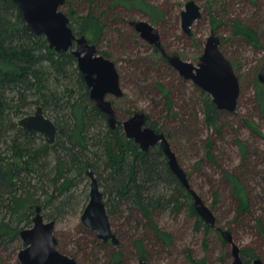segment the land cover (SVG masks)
<instances>
[{
  "label": "trees",
  "instance_id": "obj_1",
  "mask_svg": "<svg viewBox=\"0 0 264 264\" xmlns=\"http://www.w3.org/2000/svg\"><path fill=\"white\" fill-rule=\"evenodd\" d=\"M85 2L91 8L87 14L79 13L74 5L65 13L75 34L86 35L92 43L97 41L102 29L96 7L97 11L105 4L138 7L150 14L153 23L161 21L165 14L147 0ZM232 26L235 34L243 35L248 41L257 43L260 40L258 26L240 20H235ZM157 48L153 57L135 66L138 81L134 85L147 82L153 73L160 76L162 71H167L179 84L177 90L162 81L154 82L163 94L167 108H173L175 95L177 99H188L187 92L191 93L189 99L193 102L183 113L173 111L180 120L175 128L181 133L199 130L201 113L204 125L222 135L223 130L232 125L228 120L221 121L224 110L216 107L208 92L178 75ZM233 65L235 68L234 61ZM263 92L264 84L258 81L256 97L264 112ZM39 106L59 128L52 144L41 134H32L18 124L20 118L33 113ZM246 122L254 132L262 133L253 120ZM147 125L163 130L150 115ZM165 134L176 152L170 133ZM237 134L236 144L241 147L246 164L238 172L224 171L236 199L235 220L253 223L264 238V180L261 179L264 175L260 174L264 171V163L255 160L248 145ZM215 144L216 140L212 138L206 145L207 156L214 161L217 159ZM89 169L100 182L119 243L115 245L99 239L86 226L84 229L92 241L87 240L84 244L77 241L64 245L55 233L59 250L76 258L79 264H137L151 260L150 248L153 246L170 250L168 247L176 244L175 233L156 221L162 214L175 219L186 215L193 217L196 231L204 229L205 239L208 238L211 227L196 212L191 193L170 169L161 147L155 145L143 152L139 144L126 136L121 123L112 129L105 114L91 99L90 87L78 67L73 49L61 52L52 49L44 34L29 30L14 0H0V247L7 248L19 240L21 230L33 223L31 206L34 204L42 205L47 220H55L56 224L62 221L72 205L71 189L86 177ZM251 183L257 186L253 187ZM191 186L198 192L192 183ZM118 228H123V232ZM141 229L147 230L141 234ZM122 236L128 237L130 246L122 244ZM100 247L104 253L97 252ZM132 253L135 259L128 260ZM185 254L193 258L192 249L186 248ZM101 255L107 263L101 262ZM241 257L248 263L260 258L254 248L243 249ZM0 264H6L2 253Z\"/></svg>",
  "mask_w": 264,
  "mask_h": 264
},
{
  "label": "rangeland",
  "instance_id": "obj_2",
  "mask_svg": "<svg viewBox=\"0 0 264 264\" xmlns=\"http://www.w3.org/2000/svg\"><path fill=\"white\" fill-rule=\"evenodd\" d=\"M85 1L67 0L61 9L68 12L70 6L74 5L79 13L85 15L91 10ZM147 1L156 4L165 12L161 21L153 23L150 14L138 7L126 8L120 5L105 4L100 6L98 11L96 7L102 29L99 38L94 43L99 52L106 54L117 63L123 88L122 96L109 94L107 97L113 101L118 119L125 120L135 110L140 109L156 120L164 132L170 133L176 145L180 163L187 171L192 185L207 205L214 210L219 219V226L230 227L233 240L240 247V251L254 248L264 262V238L253 223H249L248 220L238 223L235 220L236 199L232 193L231 183L224 177V171L238 172L246 164L242 158L241 147L236 144L237 133V136H240L248 145L255 160L264 163V152L261 154L264 151V112L256 97L258 73L264 66V0H256V2L251 0H195L201 6V16L192 25V35L185 32L182 27V11L185 10V5L189 0ZM213 18L217 20L213 21ZM141 20L149 21L157 27L160 33V48L151 44L136 30V22ZM235 20L258 26L260 40L252 43L243 35L235 34L232 26ZM213 30L220 36L228 57L236 63L235 71L240 82L238 107L233 112L226 110L222 112L221 121L228 120L232 123L223 130L222 135L215 134L214 130L204 125L201 121L203 118L201 113L199 114L201 119L198 125L199 130L181 133L178 128H175L179 126L180 120L179 117L173 115V111L179 113L187 111L193 104L189 99L191 93H186L188 99H177L175 95L174 106L168 109L163 94L154 82L162 81L168 87L177 90L179 84L173 81L174 77L167 71H162L160 76L157 73L151 74L150 80L139 83L141 86L134 85V82L138 81L135 66L140 64V61L153 57L156 48L160 53L179 54L182 58L197 64L204 52L207 38ZM247 119L253 120L262 133L254 132L247 124ZM212 138L216 140L214 147L216 161L207 156V141ZM262 166L264 167V164ZM260 174L264 175V171L261 170ZM261 179L264 180V176H261ZM261 179L259 178L260 181ZM251 186L257 185L251 183ZM90 189L91 179L88 175L71 189L70 193L74 195L72 205L65 218L57 222L55 229V233L64 245L65 242L81 241L84 244L87 240L92 241L82 221L83 211L90 200ZM258 205L257 207H260ZM263 212L262 210V214ZM186 216L175 219L169 214H162L156 218L162 227L175 233L176 244L168 247L170 250L159 245L150 248L151 260L148 263L233 264L235 260L233 243L225 241L216 228H211L208 238L205 239L204 229L196 231L194 218ZM32 224L23 229L31 227ZM120 229L123 232V228H118ZM146 230L141 229V234ZM20 239L13 241L7 248L0 247V253L6 264H21L18 255L23 245ZM121 240L124 246L131 245L128 237L122 236ZM186 248L192 249L193 258L185 254ZM104 251L100 247L97 252L104 253ZM99 257H101V262L107 263L105 256ZM132 257H134L133 253L128 255V260L135 259ZM91 263H93L92 260Z\"/></svg>",
  "mask_w": 264,
  "mask_h": 264
},
{
  "label": "water",
  "instance_id": "obj_3",
  "mask_svg": "<svg viewBox=\"0 0 264 264\" xmlns=\"http://www.w3.org/2000/svg\"><path fill=\"white\" fill-rule=\"evenodd\" d=\"M66 0H14L18 5L31 32L44 34L52 49L58 52L73 49L78 67L90 87L91 99L105 114L112 129L121 123L126 136L139 144L141 151L147 152L150 147L160 144L165 152L171 170L181 183L190 191L194 207L198 215L209 226H215L217 218L203 197L191 187L188 174L179 162L177 154L162 130L147 125L148 115L138 109L127 119L117 118L114 103L107 96L123 95L120 72L117 63L99 53L98 47L84 35H76L70 26L69 16L61 9ZM201 16V6L195 0H189L182 11V27L192 35V25ZM136 30L141 36L158 48L161 47L160 33L149 21L136 22ZM221 38L212 33L205 45L198 64L186 60L179 54H167L169 64L182 77L192 80L196 85L208 92L214 104L220 110L233 112L238 107L240 82L232 61L226 56ZM258 81L264 84V66L258 73ZM19 125L30 133L42 134L45 141L52 144L56 140L58 126L45 115L44 109L38 107L35 113L20 118ZM91 179L90 200L86 205L82 221L86 227L95 232L103 241H111L117 245L119 238L114 232L108 214L104 192L100 182L92 170L87 171ZM34 212L33 225L22 229L20 237L23 247L19 251L21 264H79L77 259L61 252L55 234L56 221L47 220L41 204L31 206ZM223 238L234 245L233 264H264L261 258L245 262L240 254V247L234 243L232 232L219 228ZM141 264H148L141 261Z\"/></svg>",
  "mask_w": 264,
  "mask_h": 264
},
{
  "label": "flooded vegetation",
  "instance_id": "obj_4",
  "mask_svg": "<svg viewBox=\"0 0 264 264\" xmlns=\"http://www.w3.org/2000/svg\"><path fill=\"white\" fill-rule=\"evenodd\" d=\"M212 33H215V34H217L216 33V31L215 30H213L212 31ZM193 34V33H192ZM218 35V34H217ZM219 36V35H218ZM220 37V36H219ZM207 42V41H206ZM221 46H222V48H223V50H224V52H225V49H224V47H223V44H222V40H221ZM206 45V44H205ZM225 54H226V52H225ZM165 55V57L167 58V54H164ZM226 56L228 57V55L226 54ZM229 58V57H228ZM230 59V58H229ZM199 63V62H198ZM197 63V64H198ZM232 63H233V61H232ZM195 64V63H194ZM119 70V69H118ZM177 71V70H176ZM177 73L181 76V74L177 71ZM121 77V76H120ZM182 77V76H181ZM184 78V77H183ZM184 79H186V78H184ZM187 80H189V81H191V82H193L192 80H190V79H187ZM194 83V82H193ZM212 97V96H211ZM33 113H35V111L33 112ZM33 113H31V114H33ZM30 115V114H29ZM46 115V114H45ZM27 116V115H26ZM120 121H122V119H119ZM19 124V123H18ZM123 126V125H122ZM152 127V126H151ZM124 129V128H123ZM157 129V128H156ZM158 130H161V129H158ZM163 131V130H162ZM164 132V131H163ZM165 133V132H164ZM32 134H35V133H32ZM36 134H38V133H36ZM42 135V134H41ZM166 135V134H165ZM43 136V135H42ZM44 137V136H43ZM167 137V136H166ZM169 140V139H168ZM171 144V143H170ZM157 145H159L160 146V144H157ZM161 147V146H160ZM172 147V146H171ZM161 149H162V147H161ZM173 149V148H172ZM162 151H163V149H162ZM163 153L165 154V152L163 151ZM176 153V152H175ZM165 156H166V154H165ZM167 157V156H166ZM178 157V156H177ZM167 160H168V158H167ZM179 160V159H178ZM180 162V161H179ZM169 164V163H168ZM170 166V165H169ZM171 169V168H170ZM176 175V174H175ZM189 178V177H188ZM189 182H190V180H189ZM191 184V183H190ZM192 187V186H191ZM189 191V190H188ZM190 192V191H189ZM217 218V217H216ZM208 225V224H207ZM209 226V225H208ZM211 228H216L217 229V231H218V233H220L221 235H222V233H221V231L219 230V228H222V229H227V228H223V227H221V226H218L217 225V223H216V225L215 226H210ZM229 230V229H228ZM222 237H223V235H222ZM224 239V238H223ZM235 243V242H234ZM240 254H241V251H240ZM142 261H144V260H142ZM147 262V261H146ZM148 263V262H147ZM149 264V263H148Z\"/></svg>",
  "mask_w": 264,
  "mask_h": 264
},
{
  "label": "bare ground",
  "instance_id": "obj_5",
  "mask_svg": "<svg viewBox=\"0 0 264 264\" xmlns=\"http://www.w3.org/2000/svg\"><path fill=\"white\" fill-rule=\"evenodd\" d=\"M90 170V169H89Z\"/></svg>",
  "mask_w": 264,
  "mask_h": 264
}]
</instances>
